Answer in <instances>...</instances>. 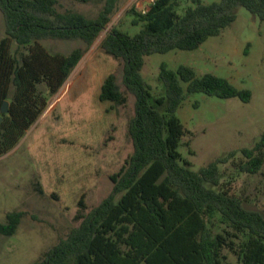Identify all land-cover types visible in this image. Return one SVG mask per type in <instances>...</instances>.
<instances>
[{"label":"trees","instance_id":"obj_1","mask_svg":"<svg viewBox=\"0 0 264 264\" xmlns=\"http://www.w3.org/2000/svg\"><path fill=\"white\" fill-rule=\"evenodd\" d=\"M114 1L108 0L95 18H87L57 11L56 0H0L5 25L0 39V108L8 102L7 111H0V156L46 108V91L38 84L56 93L84 53L79 46L66 55L51 53L41 41L74 40L89 47L108 23ZM188 1L191 5L181 14L180 0H153L142 12L132 7L141 28L129 34L113 27L101 40L103 51L122 61V83L134 96L127 127L133 151L110 175V192L86 214H78L79 223L31 264H264L263 213L247 208L221 185L219 165L237 150L196 170L178 150L186 128L177 110L188 95L201 92L248 102L250 89L237 88L210 72L197 75L188 65L170 69L161 63L163 94L153 96L141 75L145 56L197 48L235 20L237 6L264 21V0ZM99 99L125 103L114 73L104 78ZM239 151L244 159L236 163L238 170L259 172L264 165V130L253 146ZM216 214L228 229L213 233ZM22 215L8 212L0 234L12 235Z\"/></svg>","mask_w":264,"mask_h":264},{"label":"rangeland","instance_id":"obj_2","mask_svg":"<svg viewBox=\"0 0 264 264\" xmlns=\"http://www.w3.org/2000/svg\"><path fill=\"white\" fill-rule=\"evenodd\" d=\"M107 1L56 0L55 6L59 12L95 18ZM150 3L115 0L108 23L87 48L74 40L41 41L51 53L66 55L78 46L84 53L56 93L50 94L44 83L38 84L46 91V108L18 143L0 156V223L6 222L8 212H23L12 235L0 234V264L39 260L79 223L78 214H86L112 189L110 175L133 151L127 127L134 112V96L122 83V61L105 53L100 43L113 27L136 33L143 23L136 20L131 8L142 12ZM189 5L188 0H180L177 11L181 14ZM234 13L229 26L195 49L145 56L141 75L153 96L163 94L158 79L161 63L170 69L188 65L197 75L210 72L227 78L237 88L250 89L248 102L201 92L188 95L177 110L186 128L178 150L194 170L237 150L233 158L219 165L221 185L247 208L264 215V165L254 174L236 166L244 159L239 150L253 146L264 130V21L242 6L235 7ZM4 36L0 12V39ZM109 73L116 75L126 96L121 105L99 99L100 86ZM213 222V233L228 229L217 214ZM224 252L235 262L230 252Z\"/></svg>","mask_w":264,"mask_h":264},{"label":"water","instance_id":"obj_3","mask_svg":"<svg viewBox=\"0 0 264 264\" xmlns=\"http://www.w3.org/2000/svg\"><path fill=\"white\" fill-rule=\"evenodd\" d=\"M7 108H8V102L7 101H4L1 108H0V111L1 112H6L7 111Z\"/></svg>","mask_w":264,"mask_h":264},{"label":"crops","instance_id":"obj_4","mask_svg":"<svg viewBox=\"0 0 264 264\" xmlns=\"http://www.w3.org/2000/svg\"><path fill=\"white\" fill-rule=\"evenodd\" d=\"M13 47H16V43H12V50H13Z\"/></svg>","mask_w":264,"mask_h":264},{"label":"built area","instance_id":"obj_5","mask_svg":"<svg viewBox=\"0 0 264 264\" xmlns=\"http://www.w3.org/2000/svg\"><path fill=\"white\" fill-rule=\"evenodd\" d=\"M151 2H153V0H151Z\"/></svg>","mask_w":264,"mask_h":264}]
</instances>
